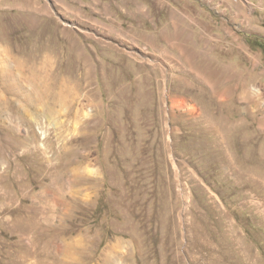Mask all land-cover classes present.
Masks as SVG:
<instances>
[{
	"label": "rangeland",
	"instance_id": "obj_1",
	"mask_svg": "<svg viewBox=\"0 0 264 264\" xmlns=\"http://www.w3.org/2000/svg\"><path fill=\"white\" fill-rule=\"evenodd\" d=\"M67 257L264 264V0H0V264Z\"/></svg>",
	"mask_w": 264,
	"mask_h": 264
},
{
	"label": "crops",
	"instance_id": "obj_2",
	"mask_svg": "<svg viewBox=\"0 0 264 264\" xmlns=\"http://www.w3.org/2000/svg\"><path fill=\"white\" fill-rule=\"evenodd\" d=\"M19 216H21L22 220L25 219V220H28L30 222V225H28V229L30 233V235L28 236V238H31L30 240L31 241H36L38 240V232H39V228H44L46 230V232H49V233H57L56 231V227L54 225V222L53 221V213L52 214H49V218L47 220H45V223H42L41 221H39V219H35L36 217H40V214L39 213H36V211L34 209H28L26 207H22L20 210H19ZM39 214V216H38ZM16 218V217H15ZM45 219V217H44ZM31 221L33 223H31ZM52 222V223H51ZM25 227V226H24ZM23 227V228H24ZM11 235V234H10ZM12 237H13V240H12V243H18L20 241H27V236L25 234V232L23 230H19V231H16V233H13L12 234ZM69 255V253H68ZM68 260L65 261L63 260V263L61 264H64L66 262L69 261V257H67Z\"/></svg>",
	"mask_w": 264,
	"mask_h": 264
}]
</instances>
